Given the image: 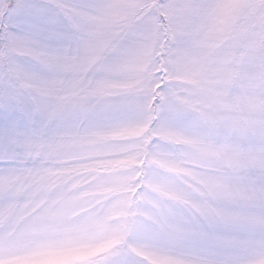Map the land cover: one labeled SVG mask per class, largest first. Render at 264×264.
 <instances>
[{
  "label": "snow or ice",
  "instance_id": "snow-or-ice-1",
  "mask_svg": "<svg viewBox=\"0 0 264 264\" xmlns=\"http://www.w3.org/2000/svg\"><path fill=\"white\" fill-rule=\"evenodd\" d=\"M0 264H264V0H0Z\"/></svg>",
  "mask_w": 264,
  "mask_h": 264
}]
</instances>
